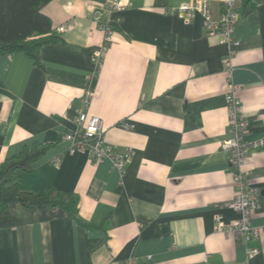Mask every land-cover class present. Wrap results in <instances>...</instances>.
I'll use <instances>...</instances> for the list:
<instances>
[{
    "label": "crops",
    "instance_id": "obj_1",
    "mask_svg": "<svg viewBox=\"0 0 264 264\" xmlns=\"http://www.w3.org/2000/svg\"><path fill=\"white\" fill-rule=\"evenodd\" d=\"M51 0L41 13L54 42L42 46L38 65L22 52L0 55V163L45 147L21 173V191L52 189L77 198L86 228L60 207L0 213V264H264V231L247 247L214 231L235 196L227 123L226 48L197 17L184 23L170 8L194 0ZM210 3L218 18L221 7ZM233 32L238 42L231 82L239 86L246 185L255 189L252 227H264V0H242ZM113 31L98 72L94 52ZM93 96L84 107L85 92ZM99 117L106 143L131 148L120 174L109 160L68 154L64 134L79 115ZM121 122H126L124 128ZM58 158L59 161L54 160Z\"/></svg>",
    "mask_w": 264,
    "mask_h": 264
},
{
    "label": "built area",
    "instance_id": "obj_2",
    "mask_svg": "<svg viewBox=\"0 0 264 264\" xmlns=\"http://www.w3.org/2000/svg\"><path fill=\"white\" fill-rule=\"evenodd\" d=\"M216 2L221 7V13L218 18L212 17L210 3L207 0H194L181 4L178 7L170 8L167 13L175 14L186 24H191L197 17H200L207 33L210 35L217 34L219 43L226 48L222 62L228 77L226 86L227 123L231 136L223 140L220 147L222 150L231 153V175L235 196L227 203L226 207L236 213L237 218L232 222L225 223L217 215L214 219V231L226 237L241 240L246 248V256L250 259L258 250L253 247L249 248L247 245L251 241L260 239L264 227H252L250 224V220L258 207L257 197L259 193L246 185V174L243 171V164L250 148L261 145L263 139L252 143H247L243 140V134L248 128V123L243 118V109L239 99L236 97L239 86L231 82V74L234 70V50L238 46V42L233 39L232 35L240 18L238 9L242 0H216ZM108 9L120 12L125 9V5L120 0H111ZM102 29L105 33V45L97 49L92 56L96 72L102 66L101 56L113 33L107 24H104ZM92 96L93 92L91 90L85 92L83 98L84 107H88ZM86 112L81 113L76 120L75 127L64 134V140L68 143L67 153L72 155L77 152H83L89 160H109L112 167L122 174L125 166L132 160L133 150L131 148H115L106 143L100 118L88 116ZM121 123L124 128L129 127L126 122ZM54 161L58 162L59 159L56 158Z\"/></svg>",
    "mask_w": 264,
    "mask_h": 264
},
{
    "label": "trees",
    "instance_id": "obj_3",
    "mask_svg": "<svg viewBox=\"0 0 264 264\" xmlns=\"http://www.w3.org/2000/svg\"><path fill=\"white\" fill-rule=\"evenodd\" d=\"M51 0H0V55L22 52L38 65V52L42 46L56 39L50 34L51 22L40 11ZM45 147L21 151L17 156L0 163V213L7 214L11 204L25 209L60 207L67 216L86 228L78 216L77 198L49 189L33 195L20 190L21 173L32 172L33 164L43 154Z\"/></svg>",
    "mask_w": 264,
    "mask_h": 264
}]
</instances>
